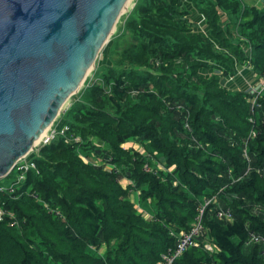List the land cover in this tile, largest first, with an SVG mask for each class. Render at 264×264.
I'll return each instance as SVG.
<instances>
[{"label":"trees","instance_id":"1","mask_svg":"<svg viewBox=\"0 0 264 264\" xmlns=\"http://www.w3.org/2000/svg\"><path fill=\"white\" fill-rule=\"evenodd\" d=\"M194 11L208 35L196 31ZM126 27L109 50L112 64L96 70L99 81L66 112L67 137L40 147L31 157L38 172L30 171L14 195L0 194L17 221L0 222V264H159L213 197L200 246L175 264H264L260 247L247 245L250 231L264 237V98L254 110L250 90L228 89L225 74L201 61L221 62L225 70L238 61L263 74L264 0L261 7L138 0ZM253 130L258 135L248 140ZM71 137L81 141L67 142ZM131 140L148 144L174 170L145 172L144 155L123 147ZM81 155L120 173L86 164ZM121 176L132 183L126 189ZM136 191L151 206V219L131 202ZM219 206L231 209L232 221L216 218Z\"/></svg>","mask_w":264,"mask_h":264},{"label":"water","instance_id":"2","mask_svg":"<svg viewBox=\"0 0 264 264\" xmlns=\"http://www.w3.org/2000/svg\"><path fill=\"white\" fill-rule=\"evenodd\" d=\"M128 0H0V180L83 86Z\"/></svg>","mask_w":264,"mask_h":264},{"label":"built area","instance_id":"3","mask_svg":"<svg viewBox=\"0 0 264 264\" xmlns=\"http://www.w3.org/2000/svg\"><path fill=\"white\" fill-rule=\"evenodd\" d=\"M202 19H204L202 17ZM254 88H257L256 91H251L253 97V109L258 106L260 99L264 98V73L261 74L256 82L253 84ZM255 110V109H254ZM253 123L254 121L250 119ZM55 123L51 126L46 134L42 136L36 148H40L41 146L49 145L51 142L55 141L59 137H67L69 132V127L64 126L60 128L55 127ZM186 127H188V118L186 119ZM258 133L256 130H253L250 134L248 140L255 139ZM67 142L70 143H79L81 140L78 137H71L66 139ZM153 156L154 155H146V163L144 165L145 172H154L153 168ZM245 157H247L245 151ZM81 159L89 165H93L96 167H103L106 171H110L113 174L120 173L119 169L116 168L113 164L110 165L107 162H104L94 155L89 159L88 157L81 156ZM25 162H22L24 161ZM164 164V163H163ZM165 167V166H164ZM172 168V167H171ZM175 168V166H173ZM16 169V170H15ZM15 169L13 171H17V179L15 182L10 185L4 186L0 183V194H9L14 195L16 190L20 185L26 180L27 174L34 170L38 172L37 166L33 161L28 160V156L17 162ZM33 197L38 198L36 194H32ZM215 202L214 198H205L204 204L201 206L199 210V216L197 217L194 224L191 226L190 230L187 232H181L176 236V243L173 248H170L167 252L162 255V260L159 264H175V262L181 258L187 251L197 248L200 246V238L203 237L206 233V229L203 225V216L206 208L212 205ZM6 218H11V220L15 219L11 213L4 209L2 203L0 202V222L4 221ZM216 218L220 221H232V211L230 208L218 207L216 212ZM13 226L17 225L16 219L11 221ZM247 245H256L260 247L261 255L264 257V237L259 235L254 231L249 232V236L247 239ZM204 247L210 251L214 252L215 247L210 243H205Z\"/></svg>","mask_w":264,"mask_h":264},{"label":"rangeland","instance_id":"4","mask_svg":"<svg viewBox=\"0 0 264 264\" xmlns=\"http://www.w3.org/2000/svg\"><path fill=\"white\" fill-rule=\"evenodd\" d=\"M244 1V4L245 5H248V6H252L253 4L251 3L252 2V0L251 1H246V0H243ZM257 1V3L255 4L256 5V7H261V1H258V0H256ZM137 3H138V0H132V2H131V4H130V7L128 8V10H127V12H124L122 15H121V17H120V19H119V21H118V23H117V25H116V28H115V31H114V33L112 34V36L110 37V39H109V42L105 45V47L103 48V50H102V52L99 54V56H98V58H97V60H96V63H95V66L93 67V69L90 71V73L88 74V76H87V78H86V80H85V82H84V84H83V86L81 87V89L77 92V93H75L73 96H71V98L66 102V105L64 106V108H63V110L60 112V116L58 117V119H57V121L55 122V127L56 128H60V127H62V125L64 124V123H62L63 121V118L65 117V114H66V112L69 110V108L73 105V103H75L77 100H79V98H80V96H81V93L84 91V89L90 84V83H97L99 80H97L96 79V76H95V72H96V70L97 69H100V68H102L105 64L106 65H111L112 63H110V59H109V50L111 49V47L114 45V42H115V40L116 39H120L121 38V35L124 33V32H126V30H127V28L128 27H126V23H127V21H128V19H129V16L131 15V13L135 10V8L137 7ZM187 6H189L190 8L192 7L191 6V4H188V3H185ZM189 8V9H190ZM192 9V8H191ZM197 11H194L193 13H192V15L190 16L191 17V21H195V20H201L202 18H201V15H200V13H196ZM223 22L224 23H227V22H229L230 20H231V18H230V16H228L227 14H223ZM194 19V20H193ZM198 23V22H197ZM204 22H201L200 24H199V27H197L196 29V31L197 32H199V33H202L203 35H208V32H209V30H208V27L206 26V25H204L203 24ZM230 25H232V24H230ZM194 32H195V30H194ZM238 36H239V34H238ZM241 40L242 41H245L244 40V38H241ZM246 52H247V50H246ZM203 63H207L209 66H211L212 68V73H215V74H219V75H224V74H226V73H230L229 75H232L233 76V78H234V76H235V72L237 73V71H236V68L235 69H229V68H227L226 70H225V64H223V63H221V62H215L214 60H207V61H205L204 59H202L201 60ZM237 62L235 61V65H237L236 64ZM238 67H239V65H238ZM245 67L248 69V70H250L251 72H253L254 73V70H253V68L252 67H250L249 65H245ZM142 69H144L145 70V68H142ZM241 69V68H240ZM260 75H256V76H254L256 79H258V77H259ZM253 77V76H252ZM226 77H224L223 78V80H222V84L223 85H226V83H225V79ZM255 78H253V79H255ZM251 79L252 78H250L248 81L245 79V80H243V82H242V84H239L238 85V89L239 90H242V91H248L247 90V88H249V90L250 91H256V89L257 88H254V86L253 85H251V86H249V83L251 82ZM252 79V80H253ZM99 84V83H98ZM249 86V87H248ZM226 87V86H225ZM228 89H230V88H228ZM107 90H108V88H107ZM111 90V89H110ZM230 90H232V89H230ZM61 122V123H60ZM39 143V142H38ZM38 143L36 144V146L38 145ZM97 143V142H96ZM101 144V143H100ZM35 146V147H36ZM42 147V146H41ZM123 147L124 148H126L127 150H130V151H138V150H141L142 149V152L143 153H145L144 154V157L146 156V155H154L153 156V168H154V170H155V172H158V171H160V172H172L173 170H174V168L172 167V168H167L166 169V167H164L165 166V164H163L161 161H160V159H161V157L159 156V154H154V153H152L151 152V150L149 149V146L148 145H144V144H142V143H139L138 141H136V140H131V141H129V142H127L126 144H124L123 145ZM39 149L40 148H34V151H33V153L30 155V156H28V160H30V161H32V158L31 157H33L34 155H35V153H38L39 152ZM81 156H83V155H81ZM83 157H85V156H83ZM22 162H25V160L24 161H22ZM110 164V163H109ZM110 165H112V164H110ZM16 170V169H15ZM5 179H7V180H4V179H2V180H0V182L1 183H6L7 185L8 184H10V183H12L14 180H15V177H12V178H5ZM120 180H121V177H120ZM7 181V182H6ZM214 198V197H213ZM215 199V201H216V198H214ZM215 203V202H214ZM213 203V204H214ZM203 204H204V201H203ZM202 204V205H203ZM144 206V205H143ZM220 207V206H219ZM218 208V207H217ZM137 209V208H136ZM140 209L142 210V211H138L139 213H141V214H143V216L146 218V219H151L152 218V208H151V206H149V208H147V207H142V206H140Z\"/></svg>","mask_w":264,"mask_h":264},{"label":"crops","instance_id":"5","mask_svg":"<svg viewBox=\"0 0 264 264\" xmlns=\"http://www.w3.org/2000/svg\"><path fill=\"white\" fill-rule=\"evenodd\" d=\"M246 1H251V0H246ZM258 1H263V0H258ZM250 3V2H249ZM253 5L252 6H256L255 4L257 3V1L256 0H252V2H251ZM194 20V19H193ZM195 21H197L198 22V24H200L201 23V20H195ZM237 65H236V69H237V73L235 74V76H234V78H233V76L232 75H229L230 73H226L225 74V83H226V85H223V86H226L227 88H230V89H232V90H239L238 89V85L239 84H242V82H243V80H249L250 78H255L254 76H256V74L255 73H253V72H251L250 70H248L246 67H245V65L244 64H241V63H239L238 61H237V63H236ZM238 65H239V67H238ZM241 68V69H240ZM253 76V77H252ZM251 79V82L249 83V86H251V85H253L255 82H256V78L255 79H253L252 80ZM248 86V87H249ZM247 90L249 91V88H247ZM246 91V90H245ZM146 145H148V144H146ZM126 149V148H125ZM138 152H140V153H142L143 155L145 154V153H143L142 152V149L141 150H138ZM160 161L162 162V163H164L163 162V160L162 159H160ZM12 175V174H11ZM11 175L9 176V177H11ZM16 176H17V174L16 173H14V177L16 178ZM9 177H7V178H9ZM4 180H7V179H4ZM16 180H14L13 182H15ZM7 182V181H6ZM12 182V183H13ZM1 183V182H0ZM120 183H121V185L123 186V188H128L132 183H131V181L129 180V179H127L126 177H124V176H121V180H120ZM11 184V183H10ZM10 184H8V185H10ZM4 186H7V184L6 183H4L3 184ZM130 200H131V202L133 203V204H135V207L137 208V210L138 211H142L141 209H140V206H143L142 204H141V202H140V192H132V194H131V197H130ZM148 204V203H147ZM149 204H148V206H147V208H149ZM144 208L146 207V206H143ZM105 250V248L103 249V251Z\"/></svg>","mask_w":264,"mask_h":264},{"label":"bare ground","instance_id":"6","mask_svg":"<svg viewBox=\"0 0 264 264\" xmlns=\"http://www.w3.org/2000/svg\"><path fill=\"white\" fill-rule=\"evenodd\" d=\"M131 2H132V0H128V1H127L126 5H125V8H124V10H123V13H124V12H127L128 8L130 7ZM123 13H122V14H123ZM115 28H116V27H115ZM115 28H114V31H115ZM114 31H113V33H114ZM65 105H66V104H65ZM65 105H64V106H65ZM45 134H46V133H45ZM45 134H44V135H45ZM41 138H42V137H41ZM39 141H40V139L35 143V146H36V144H37Z\"/></svg>","mask_w":264,"mask_h":264}]
</instances>
